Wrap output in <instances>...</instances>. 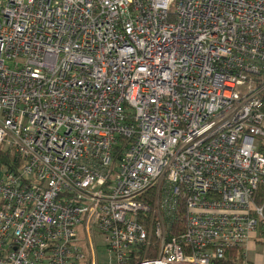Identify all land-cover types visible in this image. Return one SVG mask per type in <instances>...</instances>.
<instances>
[{
	"label": "built area",
	"instance_id": "2783aa9c",
	"mask_svg": "<svg viewBox=\"0 0 264 264\" xmlns=\"http://www.w3.org/2000/svg\"><path fill=\"white\" fill-rule=\"evenodd\" d=\"M4 154L0 264L253 263L264 0H0Z\"/></svg>",
	"mask_w": 264,
	"mask_h": 264
},
{
	"label": "trees",
	"instance_id": "16d2710c",
	"mask_svg": "<svg viewBox=\"0 0 264 264\" xmlns=\"http://www.w3.org/2000/svg\"><path fill=\"white\" fill-rule=\"evenodd\" d=\"M128 141H126L125 139L121 138L120 139V144L121 146H125L127 144ZM12 156L8 155V154H4L1 156L0 158V165L1 164H8L11 159ZM242 254H243V250L242 249H235V250H231L228 252V254L226 255V257L224 258L222 263H218V264H241L240 262L242 261ZM152 259H155L156 256H152ZM240 261V262H239ZM253 264V263H251Z\"/></svg>",
	"mask_w": 264,
	"mask_h": 264
},
{
	"label": "rangeland",
	"instance_id": "374dc122",
	"mask_svg": "<svg viewBox=\"0 0 264 264\" xmlns=\"http://www.w3.org/2000/svg\"><path fill=\"white\" fill-rule=\"evenodd\" d=\"M258 252L257 253H261V251L264 250V244H259L257 246ZM256 252H249V256L251 259H255L256 257H259L257 255ZM98 258H99V262L100 264H109V256L103 252V250L101 248L98 249Z\"/></svg>",
	"mask_w": 264,
	"mask_h": 264
},
{
	"label": "crops",
	"instance_id": "0c3cea01",
	"mask_svg": "<svg viewBox=\"0 0 264 264\" xmlns=\"http://www.w3.org/2000/svg\"><path fill=\"white\" fill-rule=\"evenodd\" d=\"M261 243H259L257 241L251 243L250 244V252H256L257 253L258 252L257 246ZM257 255L259 257H256L255 259H251L249 256V258L253 262V264H264V250L261 251V253H257Z\"/></svg>",
	"mask_w": 264,
	"mask_h": 264
}]
</instances>
